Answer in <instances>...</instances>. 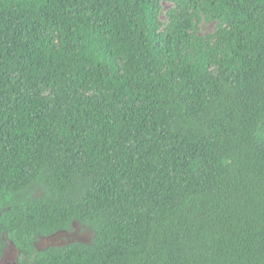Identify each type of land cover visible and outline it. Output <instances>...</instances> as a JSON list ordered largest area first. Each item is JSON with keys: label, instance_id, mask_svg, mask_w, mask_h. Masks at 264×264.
Segmentation results:
<instances>
[{"label": "trees", "instance_id": "1", "mask_svg": "<svg viewBox=\"0 0 264 264\" xmlns=\"http://www.w3.org/2000/svg\"><path fill=\"white\" fill-rule=\"evenodd\" d=\"M72 222L91 245L37 251ZM7 242L21 264H264V0H0Z\"/></svg>", "mask_w": 264, "mask_h": 264}, {"label": "flooded vegetation", "instance_id": "2", "mask_svg": "<svg viewBox=\"0 0 264 264\" xmlns=\"http://www.w3.org/2000/svg\"><path fill=\"white\" fill-rule=\"evenodd\" d=\"M46 239H50L49 244L44 242ZM92 241L93 233L89 228L79 223L72 222L69 230H59L50 234L49 236L36 237L33 244L37 251L41 252L49 249H63L77 244L89 246L92 244ZM19 255L20 252L15 246L13 250H9V243L7 242L3 254L0 258V264H21L18 261ZM8 256L10 262H6V258ZM22 264L27 263L22 262Z\"/></svg>", "mask_w": 264, "mask_h": 264}, {"label": "rangeland", "instance_id": "3", "mask_svg": "<svg viewBox=\"0 0 264 264\" xmlns=\"http://www.w3.org/2000/svg\"><path fill=\"white\" fill-rule=\"evenodd\" d=\"M212 30H213L212 24H203L201 26V33L202 34L210 33V32H212ZM84 235H85V232H84ZM6 262H10L9 256L6 258Z\"/></svg>", "mask_w": 264, "mask_h": 264}, {"label": "water", "instance_id": "4", "mask_svg": "<svg viewBox=\"0 0 264 264\" xmlns=\"http://www.w3.org/2000/svg\"><path fill=\"white\" fill-rule=\"evenodd\" d=\"M49 241H50V239H46L44 242H46L47 244H49ZM13 248H14L13 244L9 242V250L10 249L13 250Z\"/></svg>", "mask_w": 264, "mask_h": 264}]
</instances>
